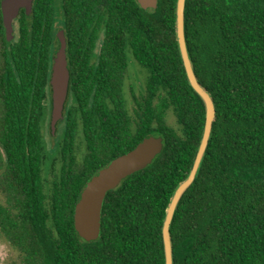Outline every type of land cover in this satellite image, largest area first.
Listing matches in <instances>:
<instances>
[{
    "label": "trees",
    "instance_id": "1",
    "mask_svg": "<svg viewBox=\"0 0 264 264\" xmlns=\"http://www.w3.org/2000/svg\"><path fill=\"white\" fill-rule=\"evenodd\" d=\"M175 4L34 0L9 38L0 0V239L15 251L5 264H164L166 207L205 123L180 55ZM56 6L71 81L50 151ZM185 32L216 120L171 224L175 264H264V0H186ZM130 58L147 72L131 102ZM149 135L163 137V150L107 192L101 234L85 240L74 222L80 192Z\"/></svg>",
    "mask_w": 264,
    "mask_h": 264
},
{
    "label": "water",
    "instance_id": "2",
    "mask_svg": "<svg viewBox=\"0 0 264 264\" xmlns=\"http://www.w3.org/2000/svg\"><path fill=\"white\" fill-rule=\"evenodd\" d=\"M144 9L156 8L159 0H137ZM34 0H1L3 21L9 38L14 35V19L25 9L32 12ZM186 0H176L175 30L180 55L183 61L188 81L197 92L205 107V123L192 166L184 179L175 187L162 225L164 246V264H175L171 224L182 196L198 177L213 133L216 120V102L211 92L199 81L194 62L190 54L185 32ZM59 46L52 56L50 87L51 110L49 126L56 134L58 124L64 119L66 103L69 98L71 72L67 57V37L64 28L58 29ZM162 136L149 135L139 141L135 147L113 158L106 166L91 176L80 192L74 214L75 228L85 240L99 238L101 234V211L107 192L115 187L120 180L148 166L163 150Z\"/></svg>",
    "mask_w": 264,
    "mask_h": 264
},
{
    "label": "rangeland",
    "instance_id": "3",
    "mask_svg": "<svg viewBox=\"0 0 264 264\" xmlns=\"http://www.w3.org/2000/svg\"><path fill=\"white\" fill-rule=\"evenodd\" d=\"M56 29L62 28L61 23V12L60 8L56 6ZM147 72L140 65H138L133 59L130 58V68L128 78L125 83V95L128 101L132 100V90L143 89L145 83V77ZM131 102V101H130ZM168 120L172 122L174 118L172 113L169 112ZM49 115L47 116L45 128H46V140L50 151H52V147L57 143V140L62 133L63 124L62 122L58 125V133L56 136H51L49 129ZM15 253L14 249L5 241L0 239V264H5L7 259Z\"/></svg>",
    "mask_w": 264,
    "mask_h": 264
},
{
    "label": "flooded vegetation",
    "instance_id": "4",
    "mask_svg": "<svg viewBox=\"0 0 264 264\" xmlns=\"http://www.w3.org/2000/svg\"><path fill=\"white\" fill-rule=\"evenodd\" d=\"M58 31V30H57Z\"/></svg>",
    "mask_w": 264,
    "mask_h": 264
}]
</instances>
